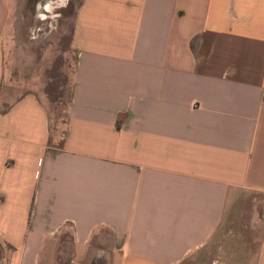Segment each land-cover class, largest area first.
<instances>
[{
  "label": "crops",
  "instance_id": "1",
  "mask_svg": "<svg viewBox=\"0 0 264 264\" xmlns=\"http://www.w3.org/2000/svg\"><path fill=\"white\" fill-rule=\"evenodd\" d=\"M5 4L0 264H177L264 196V0H79L52 132L34 91L2 99Z\"/></svg>",
  "mask_w": 264,
  "mask_h": 264
},
{
  "label": "rangeland",
  "instance_id": "2",
  "mask_svg": "<svg viewBox=\"0 0 264 264\" xmlns=\"http://www.w3.org/2000/svg\"><path fill=\"white\" fill-rule=\"evenodd\" d=\"M5 1L2 99L9 101L25 90L34 91L43 100L52 132L64 120L69 100L75 61L73 14L79 0ZM263 232L264 196L239 192L209 241L177 264H253ZM100 238L93 242L96 248L108 244V236ZM57 247L63 252V243ZM55 258L54 264L63 263Z\"/></svg>",
  "mask_w": 264,
  "mask_h": 264
},
{
  "label": "bare ground",
  "instance_id": "3",
  "mask_svg": "<svg viewBox=\"0 0 264 264\" xmlns=\"http://www.w3.org/2000/svg\"><path fill=\"white\" fill-rule=\"evenodd\" d=\"M33 2V1H32ZM57 4V3H56ZM45 5V4H44ZM49 5V4H48ZM50 5H52V4H50ZM55 5V4H54ZM35 7V6H34ZM59 7V6H58ZM53 8V7H52ZM51 9V8H50ZM50 11V10H49ZM69 11V10H68ZM67 13V12H66ZM65 13V14H66ZM34 14V13H33ZM34 18V17H33ZM39 19V18H38ZM36 19H34V21H35ZM32 24V23H31ZM34 26V25H33Z\"/></svg>",
  "mask_w": 264,
  "mask_h": 264
}]
</instances>
